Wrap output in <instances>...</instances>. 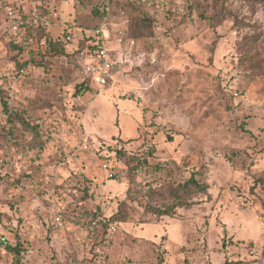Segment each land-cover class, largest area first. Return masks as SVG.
I'll return each instance as SVG.
<instances>
[{
	"label": "rangeland",
	"instance_id": "1",
	"mask_svg": "<svg viewBox=\"0 0 264 264\" xmlns=\"http://www.w3.org/2000/svg\"><path fill=\"white\" fill-rule=\"evenodd\" d=\"M8 1L41 6L72 42L48 53L26 34L18 55L0 10V264H93L94 215L124 220L106 264L264 261V4ZM95 42L117 62L103 87L84 83ZM192 175L206 192L183 187Z\"/></svg>",
	"mask_w": 264,
	"mask_h": 264
},
{
	"label": "built area",
	"instance_id": "2",
	"mask_svg": "<svg viewBox=\"0 0 264 264\" xmlns=\"http://www.w3.org/2000/svg\"><path fill=\"white\" fill-rule=\"evenodd\" d=\"M0 10L3 11L5 16V21L8 22L7 29L13 35H18L19 33H24L26 28L32 29V36H36V31L38 27H43L49 29L52 27L51 19L46 15L44 9L41 6H34L33 8L27 10L24 7L10 3L8 0H0ZM100 34V32H98ZM26 35V34H25ZM24 35V40L22 42V48H27V43ZM32 40V39H30ZM66 40L68 42L72 41L71 36H67ZM95 50L92 54V59L86 65V75L92 85L103 87L110 79L113 77L115 66L117 62L110 57L109 49L101 42L95 43ZM21 75L24 71L20 72ZM149 148L152 146L148 144ZM107 170L108 167L105 166ZM112 177V174L109 175ZM56 228L63 225V221L60 215H56L53 218ZM98 221L93 222V226H96ZM115 225L110 226V232H115ZM256 251L252 250V254H256ZM94 264H103L106 259V253L102 248H96L93 257ZM257 264H264V261L259 260Z\"/></svg>",
	"mask_w": 264,
	"mask_h": 264
},
{
	"label": "trees",
	"instance_id": "3",
	"mask_svg": "<svg viewBox=\"0 0 264 264\" xmlns=\"http://www.w3.org/2000/svg\"><path fill=\"white\" fill-rule=\"evenodd\" d=\"M260 3H263L264 4V0H258ZM133 26V27H132ZM132 26L130 27V30H131V35L134 37V38H139V37H142V36H145L144 35V29L146 30L147 27L151 26V21H149L147 18H135L133 19V22H132ZM98 31V30H96ZM25 33H19L17 36L16 35H13L11 33H9V40H8V47L11 51H16L18 52L17 54L20 55L22 53H24V50L22 48V42L21 40L19 39H22L24 40V35L25 34H32V29L30 28H26V30L24 31ZM28 32V33H27ZM36 40L37 41H42L43 42V45H45V50L48 52V53H51V51H55L56 53H65L66 54V48L69 47V45L71 44V42H68L66 40V37H62L61 39H52L51 36L49 35V33H47V29L43 28V27H38V30L36 31ZM39 39V40H38ZM90 39V37L88 38V40ZM87 40V41H88ZM96 43V42H95ZM95 43H93V45H89L87 46L88 48H91V54H93L94 50H95ZM87 45V44H86ZM80 51V50H79ZM77 51V52H79ZM70 56V55H68ZM25 65H27V63H24V64H21V63H18V67H20V69L18 70L17 72V76H21V71H24L26 72V68L24 67ZM83 76H84V83H89V78L87 77L86 75V67L83 66ZM86 81V82H85ZM9 91H5V89L2 87L0 88V98L2 99V105L4 106V110L7 112L9 109V105H8V102L5 101V95L6 94H9L8 93ZM15 115H10L9 114V117H13ZM14 118V117H13ZM18 120H20L24 125H26V127L28 129H32L28 124H26V122L20 118H18ZM13 134L12 132H8V135H11ZM186 186H192V187H196L202 191H207V186H201L196 180H195V177L192 175L191 178L186 181L185 185H183V187H186ZM178 205L176 207L173 208V210L168 213L167 211L165 212H159V215L160 216H171V214L173 215L172 212H174L176 209H177ZM56 214L60 215L62 217V214L60 212H57ZM113 218V217H112ZM97 217L96 215H94V218H90V220H88V224L90 225V227L92 228L93 227V221L96 220ZM99 219V218H98ZM97 219V220H98ZM99 221V220H98ZM124 222V220H113V221H110V222ZM103 222L104 225L103 227L105 228V234L102 236V241L99 242L98 244L95 245L94 249H93V253L95 252V249L96 248H102L104 249L103 245H105V241H106V238H109L110 236H112L111 232H110V226L111 225H116V223H113V224H110L108 223V221H99L96 225V227L92 228V229H98V225L100 226V223ZM6 248L8 249V251L10 252H13V253H16V254H19V249L16 247H10V245H7ZM105 250V249H104ZM93 262V261H92ZM107 262V255H106V259L105 261L103 262V264H106ZM15 264H20L19 261H17ZM94 264V263H93Z\"/></svg>",
	"mask_w": 264,
	"mask_h": 264
},
{
	"label": "crops",
	"instance_id": "4",
	"mask_svg": "<svg viewBox=\"0 0 264 264\" xmlns=\"http://www.w3.org/2000/svg\"><path fill=\"white\" fill-rule=\"evenodd\" d=\"M20 6V5H19ZM22 7V6H21ZM25 8V7H24ZM167 263H169L168 262V259H166V262H163L162 264H167ZM170 264V263H169Z\"/></svg>",
	"mask_w": 264,
	"mask_h": 264
}]
</instances>
